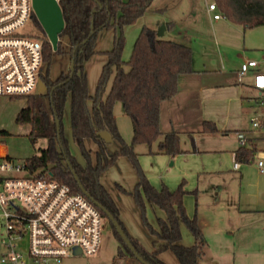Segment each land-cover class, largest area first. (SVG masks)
<instances>
[{"label":"trees","instance_id":"obj_1","mask_svg":"<svg viewBox=\"0 0 264 264\" xmlns=\"http://www.w3.org/2000/svg\"><path fill=\"white\" fill-rule=\"evenodd\" d=\"M153 0H59L62 7L65 28L60 38L67 37L69 48L65 50L59 43L58 50L47 37H43L44 60L50 63L54 54L68 52L74 60V70L59 75L50 82L49 69L42 74L48 84L45 93L22 96L26 102L19 110L16 121L28 125V136L33 144L45 141L38 151L26 158L29 172H48L55 179L67 183L74 192L83 193L108 219L120 241L117 259L131 256L139 261L117 232L108 214L99 206L108 209L123 226L126 234L138 253L148 264H167L159 257L164 249L171 248L182 264H198L206 244L203 229L198 217L190 216L185 206V196L189 192L182 181L175 189L166 185L158 188L140 170L139 181L133 191L123 185L118 187L124 192L134 194L137 204L150 233L156 237L155 250L147 249L137 238L131 236L120 218V209L109 190L100 181V174L112 166L118 157L125 155L138 162L135 146L147 144L150 147L158 142V153L177 155L184 153L180 145V135L176 130L163 133L161 129V104L175 96L179 90L182 74L194 71L193 51L190 45L159 36L155 29L144 26L134 44L129 60H124L125 38L123 34L115 38L114 46L105 50L108 61L103 66L98 91L90 93L85 61L99 53L96 49L98 33L106 28H123L135 23L149 9ZM224 17L245 27L264 25V0H215ZM33 17L36 19L35 14ZM32 17V18H33ZM113 76L106 97L103 91L107 81ZM55 88L53 89V87ZM92 99V106L88 100ZM122 103L124 113L132 119L133 138L131 143L121 137L114 105ZM69 102V134L64 127L65 109ZM70 130L86 160L82 165L70 142ZM102 130L112 133L120 140V147L114 152L108 150V143L99 135ZM205 132L220 131L213 121H205ZM0 133L7 134L6 130ZM163 136V137H162ZM91 138L98 144L97 160L92 161L91 150L86 147L85 139ZM259 149L255 146H242L234 152L235 160L251 162ZM8 157L11 158L8 154ZM77 177V178H76ZM81 184L86 192L83 191ZM146 201L161 209L164 216L157 218V227L145 216ZM182 224H186L195 242L185 245L182 240ZM140 264H145L139 261Z\"/></svg>","mask_w":264,"mask_h":264},{"label":"rangeland","instance_id":"obj_2","mask_svg":"<svg viewBox=\"0 0 264 264\" xmlns=\"http://www.w3.org/2000/svg\"><path fill=\"white\" fill-rule=\"evenodd\" d=\"M168 1H175V3L165 11L156 10V7L163 5V0H153L149 9L135 23L127 24L122 29L106 28L98 33L95 46L99 53L84 63L90 93L95 95L98 91L103 66L108 61V56L104 51L114 46L117 36L123 34L125 38L123 58L127 61L131 57L134 44L144 26L153 27L159 20H162L163 23L164 20L174 19L176 21L174 31L166 33L164 38L184 42L189 39L185 34L186 31L195 32L198 26V28L204 27L207 29L211 27V24L207 26V23H205L207 21L206 17L203 15L205 13L203 12L204 7L210 0H198L196 2L197 7H201L196 13L188 9L193 5L195 6L194 1L190 4L184 0ZM179 30H182L180 34L177 33ZM20 32L48 38L37 17L28 20L20 29ZM60 40L66 48L65 50H67L69 48L68 38L63 37ZM70 67L69 53L59 52L53 55L50 63L44 60L43 71L47 73V69H49V78L52 83L63 72L67 73ZM112 78L111 75L107 81L103 97H106L110 90ZM250 95V98L242 99L240 105H233L234 114L232 115L233 119L227 124L228 131L222 132L219 129L220 131L207 132L203 135L196 133L195 137L180 133L181 147L191 150L199 147L208 150L202 153L207 157V161L204 162V167L200 165L201 170H188V163L186 164L183 154L158 153V142H155L151 147L147 144L135 146V151L138 153L137 163L129 156L122 155L117 158L112 166L101 172L100 181L117 202L120 209V218L128 233L137 237L147 248L152 249L154 247V236L144 222L143 213L137 204L136 197L134 194L124 192L118 187V184H121L127 190L133 191L139 181L140 170L158 188L166 185L170 189H175L182 181H185V188L189 191L184 201L187 213L192 217L196 215L198 218L204 219V235L207 246L206 253L199 260V264H223L225 260L228 262L229 257L227 254L225 258H219L217 255L218 250L222 247V242L219 241L221 239L219 226L221 223H225V217L228 215V205L231 201H237V203L246 206L254 201L259 191L264 188V172H260L257 165L259 152L251 162L242 163L240 161V171L234 169L235 159L232 151L240 146L238 130L236 129H241L247 136H254L259 151H264V124L261 128H254L251 121L253 117H258L264 122V109L260 104L262 98L258 97L257 91H252ZM261 101L263 102L264 99ZM25 102V97L0 96V131L6 130L8 132L7 134L0 133V142L6 145L9 156L16 162H25L26 158L35 154L40 146L46 144L45 141L33 144L27 134L29 131L28 125L19 124L16 121V116ZM92 103L93 100L89 99L88 106L91 107ZM69 110L68 102L64 120L67 135L70 127ZM114 114L121 137L125 142L131 143L133 138L132 119L124 113L122 103L119 101L114 105ZM85 144L91 150L92 161L95 164L98 144L91 138H86ZM107 146L110 152H114L120 147V140L115 138ZM186 168L187 170H185ZM218 191L219 194H217ZM160 211L146 201L145 216L155 227L158 225L157 216ZM161 213L163 214L162 211ZM182 233L184 244L194 243V236L186 224H182ZM256 233L261 235L263 232L260 228H257ZM1 234H5V228L0 221ZM224 235L227 236V233L224 232ZM17 245L22 252L28 254L29 236L27 234L23 236ZM119 246L120 241L115 235L111 222L106 218L104 219L99 251L93 256L79 254L64 258L61 264H140L131 256L117 259L115 263L114 258L119 252ZM160 255L167 257L166 259H169L168 261L172 264H182L171 248L164 249L160 252ZM218 261H221V263H218ZM168 264L170 263L168 262Z\"/></svg>","mask_w":264,"mask_h":264},{"label":"built area","instance_id":"obj_3","mask_svg":"<svg viewBox=\"0 0 264 264\" xmlns=\"http://www.w3.org/2000/svg\"><path fill=\"white\" fill-rule=\"evenodd\" d=\"M213 18L223 14L210 2ZM34 12L33 0H0V96L39 93L44 53L43 37L20 32ZM258 62L249 59L241 66L240 78ZM253 85L264 92V72L254 75ZM264 102V101H263ZM252 126L261 128V118ZM240 145H248L244 131ZM258 168L264 172V151H258ZM240 162L235 160L234 167ZM0 264H61L74 255H95L101 246L104 217L81 192L52 177L48 172H29L26 162H16L0 153ZM29 236L28 254L18 241ZM81 248L75 253L74 248Z\"/></svg>","mask_w":264,"mask_h":264},{"label":"crops","instance_id":"obj_4","mask_svg":"<svg viewBox=\"0 0 264 264\" xmlns=\"http://www.w3.org/2000/svg\"><path fill=\"white\" fill-rule=\"evenodd\" d=\"M184 1L189 2L188 4L192 1L195 2V6L188 8L193 13L198 12L201 7H197L198 0ZM212 1L210 0V2ZM163 2V5L156 7V10L165 11L175 3V1L169 2L168 0H163ZM210 2L207 4L206 1L205 10L201 9V11L205 12L203 13L207 20L205 23L207 26L211 24V27L207 29L198 28V26L195 32L186 31L185 34L189 38L187 40L190 41H179L192 47L194 71L182 74L177 94L162 102L160 124L163 133L176 130L179 135L180 133L193 137L196 133L203 135V133H207L203 131L205 121L215 122L222 132L228 131L227 124L233 119L234 104L240 105L242 99L250 98L252 91H257L258 97L264 99V92L257 90L253 85L255 73L264 72V25L245 27L224 16L214 19L213 11L209 8ZM163 22L167 26L164 37L166 33L174 31L176 21L169 19ZM161 24L162 20H159L151 28L157 30ZM181 31L179 30L177 33L180 34ZM249 59L257 60L258 65L250 68L249 72L240 78L241 66ZM261 100L260 104L264 109V102ZM236 130L242 131L241 129ZM247 138L249 142L247 146L258 148L254 136H247ZM238 148L232 151L234 159V152ZM183 150L184 153L180 154L185 156L184 160L186 164L188 163V170L198 171L201 170V166H205L207 157L202 153L208 150L199 147L192 150L183 148ZM0 153L8 155L6 145L1 142ZM240 168L241 166L234 167L239 171ZM219 193L218 191L217 194ZM228 206L225 223L223 222L219 226L221 238L219 241L222 242V247L217 252L218 257L225 258V255H228V262L225 260L223 264H264V188L259 191L255 200L246 206L237 203V201H231ZM161 211L157 218L164 216V212L162 211V214ZM198 220L204 232V219L198 218ZM257 228L263 232L261 235H257ZM224 232L227 233V236L224 235ZM155 240L154 236L152 249L143 245L149 250H155L157 248ZM181 242L183 243V233ZM206 246L207 240L203 256L200 259L206 253ZM159 257L167 264L168 262L172 264L168 261L169 259H166L167 257L161 256L160 253Z\"/></svg>","mask_w":264,"mask_h":264},{"label":"water","instance_id":"obj_5","mask_svg":"<svg viewBox=\"0 0 264 264\" xmlns=\"http://www.w3.org/2000/svg\"><path fill=\"white\" fill-rule=\"evenodd\" d=\"M33 7L34 12L38 20L40 21L41 25L43 26L48 39L53 47V50H58L59 43H60V34L63 32L65 28V19L62 7L59 3V0H33ZM166 23L163 22L158 30L157 34L159 36H163L166 30ZM74 60L71 61V71L74 70ZM55 86L53 87V89ZM48 90V84L41 79L39 82V93H45ZM99 135L109 144L113 142L114 137L112 133L108 130H102L99 132ZM70 142L71 146L75 150L77 154L78 161L86 166V160L82 154V151L80 147L77 145V143L74 140L73 132L70 130ZM77 178V177H76ZM81 187L84 192L86 190L84 189L83 185L81 184ZM99 206L108 214L109 218L112 220L117 232L122 237V239L125 241L129 249L134 253L136 258L141 261L142 263L148 264L144 258L138 253L135 246L132 244L131 240L129 239L128 235L126 234L123 226L119 223V221L114 217V215L105 207L99 204ZM75 253H81V248L76 246L74 248Z\"/></svg>","mask_w":264,"mask_h":264}]
</instances>
